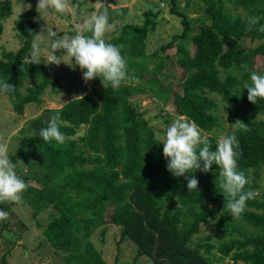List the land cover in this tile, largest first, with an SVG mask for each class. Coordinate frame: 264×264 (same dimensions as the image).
I'll list each match as a JSON object with an SVG mask.
<instances>
[{
  "label": "trees",
  "instance_id": "trees-1",
  "mask_svg": "<svg viewBox=\"0 0 264 264\" xmlns=\"http://www.w3.org/2000/svg\"><path fill=\"white\" fill-rule=\"evenodd\" d=\"M73 2L80 9V2ZM203 3V23L198 32L187 33L190 26L184 16L182 34L172 37V41L180 39L175 52L182 72L179 87L171 81L167 88L158 78L145 77L151 71L143 54L144 39L147 27L154 28L149 16L146 15L141 27L124 23L119 36L110 43L122 46L128 70L126 80L141 78L143 88L153 97L163 105L170 103L176 115L188 117L199 129L208 132L206 137L213 150L222 122L215 114L218 103L212 95L219 97L224 112L231 116L226 135L235 132L239 141L238 167L248 179L245 191L256 193L261 189L259 181L264 171V100L250 103L242 83L250 80L256 57H260L258 74L264 75V32L258 30L264 25V0H203ZM107 10L110 23L120 17L119 13L111 14L108 6ZM36 13L33 3L19 15L15 29L21 46L16 52H3L0 56V79L15 86L14 91L5 95L17 113H23L26 104L37 101L39 94L47 86H55L58 80L49 77L43 62L23 63L39 27L32 19ZM10 15V0H2L0 35L3 21ZM248 17H259L252 31L247 30ZM246 38L260 42L243 49L241 41ZM189 41L194 45L192 54ZM129 48L137 51V57L130 56ZM163 66L159 61L153 71L159 74ZM26 81L31 84L22 92ZM137 88L124 82L118 89L94 86L83 100L70 99L59 108L43 110L30 121L35 137H22L16 156L22 157L25 149L32 146L35 153L30 157H37L30 164L33 169L25 173L15 158L12 161L27 184L22 195L33 207L32 215L36 217L50 208V217L43 228L45 240L55 252L63 254L67 264H107L90 236L97 226L109 222L121 227L122 238L136 246L137 254L131 264H136L142 255L151 264H215L214 259L229 255L230 264H264V196L257 193L237 218L253 233L242 231V226L233 222L222 221L217 235L229 239L217 246L208 241L192 245L201 224L223 210V196L214 184L216 166L207 174L197 171L198 189L190 192L184 177H173L166 169L163 144L154 127L128 100ZM57 111L65 142L49 144L39 137V131L47 127L50 116ZM237 119L248 125V131L233 127ZM81 127H85L83 134L74 138ZM29 180L40 186L30 184ZM103 205L108 211L102 212H108V217L93 212ZM223 212L228 218L227 212ZM37 223L40 225L38 220ZM214 249L219 257H214Z\"/></svg>",
  "mask_w": 264,
  "mask_h": 264
},
{
  "label": "rangeland",
  "instance_id": "rangeland-1",
  "mask_svg": "<svg viewBox=\"0 0 264 264\" xmlns=\"http://www.w3.org/2000/svg\"><path fill=\"white\" fill-rule=\"evenodd\" d=\"M2 0H0L1 2ZM80 2V9L71 0L72 7L63 14L51 13L44 15V19L48 26L56 32V36H45V42L41 45L43 51L41 53L42 62H46V57L50 51V41L62 35H74L75 25L81 22L80 12L86 10L91 13L93 11H102L103 7H99L101 0H78ZM11 15L3 21V31L0 35V56L3 52H16L21 46V40L17 37V30L15 29V21L19 15L27 12L28 5H37L38 0H10ZM105 6L110 8V13H119L120 17L114 20H120L124 23H133L140 27L144 25L146 15L154 22V28L150 25L146 29V37L144 39L143 54L146 56L145 63L147 69L151 72L145 74V77L150 76L159 79L162 86L168 88V83L172 81L173 86L179 87L182 77L181 68L177 63V44L180 39L172 41L173 35H180L184 29L183 18L186 17L191 33V30L198 32L200 25L203 23L202 7L203 0H103ZM151 14H150V13ZM37 22L39 27L36 34H39L42 28H46L45 21L36 13L32 17ZM120 27L115 31L106 33L105 39L110 42L114 37L119 36ZM258 40H250L249 38L241 41V47L247 49L250 46L259 44ZM172 43V45H171ZM167 46L166 48H162ZM188 48L191 54L194 51V45L189 41ZM137 51L129 48L130 56L137 57ZM60 55V52L56 53ZM128 54V53H126ZM28 55V54H27ZM26 55V56H27ZM129 56V57H130ZM161 61L164 66L159 74H156L153 69L155 65ZM66 62H70L67 61ZM260 57L255 58L254 71L259 73ZM48 68V75L50 78H58L55 86H47L45 90L39 94V98L35 102H30L25 105L23 113H17L6 95L0 96V144H6L9 148L10 159L15 158L16 162L20 160L25 165H21L22 171L28 173L32 171V163L36 162L37 157H30L31 153H35L33 147H28L24 151L22 157L16 156V151L20 145V139L24 136H30V121L41 115L43 110L49 108H59L74 95L90 92L94 86H101V81L96 78L84 83L82 72L77 66L75 70L65 63L59 66L55 64L46 65ZM136 69H131L130 72ZM141 78H134L132 81L126 80L124 83L138 87L130 94L128 100L132 102L136 109L143 114L144 118L148 120L157 134V138L162 140L164 138L166 128L177 118L170 103L163 105L161 101L151 95L148 89L143 88L140 82ZM175 83V85H174ZM31 83L26 81L21 88L22 92L25 87ZM147 86V85H146ZM215 97L218 103V108L215 114L222 122L221 128L217 132V138L226 135L230 125V115L224 112L222 102L219 97ZM236 117V116H235ZM166 118L169 121H166ZM238 118V117H236ZM262 118V117H261ZM85 127L78 129L73 136L77 138L83 134ZM202 136H208L209 133L201 130ZM30 165V166H29ZM31 167V168H30ZM29 183L35 186H40L36 181L29 180ZM261 189L264 190V171L259 181ZM259 189L256 191L257 196H264V192ZM12 205V204H11ZM0 209H7L10 211V216L7 220L0 221V264H67L63 254L57 253L48 244L43 235V228L50 217V208L39 213L36 217L32 215L33 207L28 198L22 199L19 203L0 205ZM106 206L98 207L93 210L96 215H103L108 217ZM108 213V214H106ZM228 215V214H227ZM226 218V214L218 211L213 214L207 223L201 224L200 231L193 236L192 245L198 242H210L216 246L222 241L229 238H220L217 233L222 228L221 222L230 221L234 225L242 226V231L253 233L244 221L232 218L230 215ZM37 220L40 225H38ZM122 228L107 222L97 226L90 236V241L102 253L107 264H131L137 254L136 246L127 238L121 236ZM235 236V233L231 235ZM209 239V240H208ZM214 257H219L216 249L213 250ZM4 257V262H2ZM231 257L225 256L222 259H214L215 264H230ZM152 261L145 255L139 256L136 264H151Z\"/></svg>",
  "mask_w": 264,
  "mask_h": 264
},
{
  "label": "clouds",
  "instance_id": "clouds-1",
  "mask_svg": "<svg viewBox=\"0 0 264 264\" xmlns=\"http://www.w3.org/2000/svg\"><path fill=\"white\" fill-rule=\"evenodd\" d=\"M71 7V0H38L36 11L45 21L44 15L53 12L63 14ZM99 7L104 10L91 13L81 10V22L75 25L74 35H62L50 41V51L44 63L56 66L65 63L73 70L78 66L85 84L99 78L105 89L109 86L118 89L128 78L127 62L121 54L122 46L107 42L105 36L106 33L123 27V22L114 20L110 23V15L103 0ZM258 22L259 17H248L247 30L252 31ZM258 30L264 32V25ZM45 36H56V32L47 23L46 28L34 35L30 52L24 57L23 63L39 65L42 62L41 45L45 42ZM57 52L61 54L57 55ZM242 87L247 90L250 103L257 104L264 100V75L251 72L250 80L244 81ZM14 89V85L0 79V95ZM84 95L86 93L74 95L73 100H83ZM60 120L61 116L57 111L50 116L47 127L40 129L39 137L44 142H65V135L60 131ZM232 125L238 131H248V125L239 119ZM29 135L35 137V133ZM160 143L163 144L167 171L175 178L184 177L189 192L198 189L199 180L195 173L199 171L207 174L215 165L214 184L224 199L222 211H226L232 218H239L243 214L247 201L254 198L255 193L251 190L245 191L248 179L238 167L241 153L238 151L239 141L235 132L220 136L213 150L208 138L202 136L198 125L188 117L181 116L166 128ZM9 151L6 144H0V205L19 203L27 188L25 181L17 174V164L10 159ZM19 163L25 165L22 160ZM9 216V210L0 209V221L7 220Z\"/></svg>",
  "mask_w": 264,
  "mask_h": 264
}]
</instances>
